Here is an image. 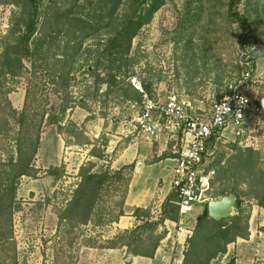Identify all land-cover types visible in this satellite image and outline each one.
Segmentation results:
<instances>
[{"label": "rangeland", "instance_id": "374dc122", "mask_svg": "<svg viewBox=\"0 0 264 264\" xmlns=\"http://www.w3.org/2000/svg\"><path fill=\"white\" fill-rule=\"evenodd\" d=\"M129 2L121 0L117 16L129 10ZM228 3L163 0L131 38L128 64L124 65L127 58H123L116 62L120 69L110 71L108 59L100 55L110 36L98 0H0V64L5 46L15 47L20 42L32 15L35 25L28 46L33 48L31 40H42L40 53L23 57L22 66L14 68L17 75L0 76V194L11 213V237L0 242V264H151L132 260L136 256L132 251L149 250L158 236L154 255L159 252L165 257L164 263L158 264H182L186 254L187 264L202 262L222 247L223 236L209 223L206 238L197 239L194 253L190 252L189 240L204 204L182 216L171 211L176 221L159 222L162 206L171 210L170 190L156 211L150 208L154 206L151 203L141 208L143 212L132 207L124 213L127 188L121 182L102 195L85 224L62 216L81 180V169L90 166L93 173L118 170L111 168V162L131 143L120 135L118 122L131 113L129 101L136 100L139 93L126 87L125 98L120 86L108 91L109 74L125 83L129 75L135 76L153 97L184 91L193 97L218 98L240 77V51L253 62V81L247 90L263 104V111L238 129L227 128L224 138L209 145V159L215 170L216 199L235 192L248 220V236L227 244L225 252L208 264H264V208L255 199L264 183V0H241L234 6L247 28L230 16ZM94 12L97 17H92ZM20 46L12 49L22 52L23 44ZM125 69H129L127 74ZM63 79H67L65 84ZM26 94L27 130L40 132L32 162L36 171L34 176L18 178L11 198L8 185L13 175L7 174L11 172L9 161L17 157L15 140L21 129L15 117L23 110ZM152 147L154 150L155 144ZM171 165L162 163L168 177ZM129 174L128 184L131 170L123 171L125 177ZM157 181L156 190L164 184L161 177ZM120 209L121 216L135 219L128 229L113 228ZM238 211L233 207L229 217ZM229 217L221 223L228 224ZM145 221L158 224L154 229H138L136 239L134 235L118 237ZM178 223L191 234L182 233L178 240ZM124 241L131 242L130 251L121 246ZM112 244L116 247L108 248Z\"/></svg>", "mask_w": 264, "mask_h": 264}, {"label": "trees", "instance_id": "16d2710c", "mask_svg": "<svg viewBox=\"0 0 264 264\" xmlns=\"http://www.w3.org/2000/svg\"><path fill=\"white\" fill-rule=\"evenodd\" d=\"M100 5V12L105 10L104 17L107 22L105 24V28H107L109 36L107 39V43L105 45L104 50L101 52V56H105L108 59V70L120 69L121 64H117L116 62L123 60V58H127V54L129 53L130 41L131 38L138 32L141 25L144 23H148L151 15L163 4V0H129V10L119 16H117V7L121 3V0H98ZM241 0H229L228 10H230V16L239 21L241 26L245 28L247 25L245 24V18L234 10V6L239 3ZM103 7V8H102ZM102 16V17H103ZM92 17H97V14L92 13ZM119 18V19H118ZM78 22L81 21L80 18H74ZM118 22L115 25V22ZM35 19L32 15L29 18V22L27 23L26 34L21 35L19 38V43L15 45V47H11L9 45L5 46V49L2 53L1 64H0V76L5 73H10L11 76L17 75V71L14 68H20L22 66V58H29L30 56H35L40 53V48L42 46V40L32 41L34 43L33 48L28 46V41L31 39L34 31ZM112 28H110V27ZM247 28V27H246ZM23 44V51L20 52L21 46ZM20 47V49L14 51L12 48ZM16 54V55H15ZM100 64V59H96ZM128 64V58L125 60L124 65ZM98 65V63H97ZM96 67V66H95ZM129 69H125L123 72L127 74ZM65 74H68L66 72ZM61 75V74H59ZM96 76H99L98 74ZM130 76V75H129ZM128 76V77H129ZM64 80V79H63ZM67 80V79H66ZM64 80V84L66 82ZM102 82V79H98ZM108 86L110 91L112 88H117L123 90V96L128 98L126 92L128 91L126 87H130L129 82L125 83L124 81H118L114 76H110L108 79ZM147 89V86H144ZM136 92V91H135ZM136 100L140 98V94L136 96ZM28 94L25 95L24 99V107L23 110L19 113V117H15V121L20 125V131L17 133L15 144H16V152L17 157L15 161L10 160L11 164V172L7 174L9 177V189L8 194L12 198L15 194V186L17 184V180L19 177L23 175L34 176L36 169L32 166V162L37 151L39 145V130L31 133L27 127L29 122V116L26 111ZM130 99V98H129ZM43 117V115H41ZM61 128V127H60ZM59 128V129H60ZM134 165L129 164L122 166L118 170L115 171H104L102 173H93L91 172L90 166L80 171L81 180L73 191L72 197L67 204V209L65 210L62 218L75 219L79 223L85 224L91 219L95 206L98 204V201L102 197L103 194L108 193L110 189L115 190L118 185L123 182L125 184V188H127L128 180L130 178V174L128 177L123 175V171L128 169L129 171L133 170ZM124 193L126 189H124ZM123 193V195H124ZM7 195V194H5ZM171 199V210L162 206L161 210V219H168L170 221H176V216H172L171 211H175L177 214V207L173 203V196L170 195ZM4 195L0 194V242H5L11 237V227H10V210L6 209L4 201ZM169 198V199H170ZM255 199H257V205L264 208V183L262 186L261 194L256 195ZM11 199L9 198V202ZM170 202V201H169ZM236 207H238V214L232 217H229L228 224H223L220 220H214L208 215L207 207L205 206L201 213L196 216V226L194 229V237L190 239V252L194 253V249L196 247V240L200 239V241H204L206 238V231L208 229V224L212 223L217 226V230L219 232V236H223V245L220 248L214 249L210 252L207 257L202 262H193V264H208L211 259L216 257L219 253L225 252V246L231 242H234L237 238L246 239L248 236V220L247 217L242 215L241 211V201L236 200ZM136 211L143 212L141 208H136ZM119 216L123 215L122 209L119 210ZM138 217H141L138 215ZM244 220V221H243ZM244 223H243V222ZM157 222L154 221H145L143 225H138L134 229L128 231L125 230L121 232L118 237L124 239L126 237L133 236L138 229L149 227L150 229H154ZM136 239L137 236L134 235ZM161 236H158L155 242L152 244L149 250L145 252H136L132 251L133 255H140L148 258H152L156 247L158 245V241ZM133 239V240H135ZM132 240V241H133ZM121 246H126L127 251H130L131 242H122ZM115 244H112L108 248H115ZM188 262V254L184 256V260L182 264H187ZM13 264H16L13 261Z\"/></svg>", "mask_w": 264, "mask_h": 264}, {"label": "built area", "instance_id": "2783aa9c", "mask_svg": "<svg viewBox=\"0 0 264 264\" xmlns=\"http://www.w3.org/2000/svg\"><path fill=\"white\" fill-rule=\"evenodd\" d=\"M239 54L240 77L218 98L193 97L184 91L153 97L135 76L128 77L140 98L129 101L131 113L118 122L120 135L131 142L155 144V158L174 162L169 190L179 216L216 199L209 145L224 138L227 128L238 129L263 111V104L247 90L253 81V62L245 51ZM176 227L177 234H191L179 223Z\"/></svg>", "mask_w": 264, "mask_h": 264}, {"label": "crops", "instance_id": "0c3cea01", "mask_svg": "<svg viewBox=\"0 0 264 264\" xmlns=\"http://www.w3.org/2000/svg\"><path fill=\"white\" fill-rule=\"evenodd\" d=\"M152 146L151 143L144 141L127 143L119 152L118 157L111 162V168L115 169L128 164L134 165L125 196L124 213H128L132 207L144 208L151 203L154 206L150 208L156 211L163 204V200L170 189L169 177H171L174 162L171 159L159 160L155 158ZM164 162L172 163L170 167H167L170 172L169 177L165 173V167L162 166ZM160 177L163 179L164 184L156 190L155 186ZM134 222V217L120 216L119 221L114 223L113 228H118V230L128 229ZM170 222L172 223V221ZM180 236H182V233H178V240ZM139 259L148 260L151 264H158L159 262L164 263L165 257L159 252H156L153 258L140 255L132 256V260Z\"/></svg>", "mask_w": 264, "mask_h": 264}, {"label": "water", "instance_id": "95a60500", "mask_svg": "<svg viewBox=\"0 0 264 264\" xmlns=\"http://www.w3.org/2000/svg\"><path fill=\"white\" fill-rule=\"evenodd\" d=\"M236 207V194L231 191L228 195H223L218 199L209 202L207 211L209 217L219 220L230 216L231 209Z\"/></svg>", "mask_w": 264, "mask_h": 264}]
</instances>
